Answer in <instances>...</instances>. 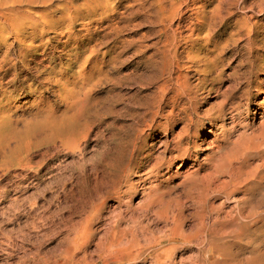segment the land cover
<instances>
[{
	"label": "rangeland",
	"instance_id": "obj_1",
	"mask_svg": "<svg viewBox=\"0 0 264 264\" xmlns=\"http://www.w3.org/2000/svg\"><path fill=\"white\" fill-rule=\"evenodd\" d=\"M0 264H264V0H0Z\"/></svg>",
	"mask_w": 264,
	"mask_h": 264
},
{
	"label": "bare ground",
	"instance_id": "obj_2",
	"mask_svg": "<svg viewBox=\"0 0 264 264\" xmlns=\"http://www.w3.org/2000/svg\"><path fill=\"white\" fill-rule=\"evenodd\" d=\"M220 2H221V1H220ZM175 56H177V53H176V51H175V53H174V57H175ZM209 173H210V172H209ZM206 184H207V183H206ZM257 199H258V198H257ZM148 240H149V239H148ZM146 242H147V241H146ZM258 261H259V260H258Z\"/></svg>",
	"mask_w": 264,
	"mask_h": 264
}]
</instances>
